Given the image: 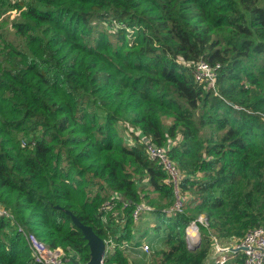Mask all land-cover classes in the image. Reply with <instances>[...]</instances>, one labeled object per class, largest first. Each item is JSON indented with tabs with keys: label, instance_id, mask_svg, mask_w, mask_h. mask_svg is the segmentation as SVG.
Listing matches in <instances>:
<instances>
[{
	"label": "trees",
	"instance_id": "trees-1",
	"mask_svg": "<svg viewBox=\"0 0 264 264\" xmlns=\"http://www.w3.org/2000/svg\"><path fill=\"white\" fill-rule=\"evenodd\" d=\"M201 60L220 66L215 92L193 78ZM260 114L264 0H0V205L14 218L0 217V264H38L18 228L60 248L61 264H87L65 211L110 242L103 264H130L137 206L164 234L150 264H214L212 237L231 246L264 224ZM143 139L178 167L183 214L164 213L172 186Z\"/></svg>",
	"mask_w": 264,
	"mask_h": 264
},
{
	"label": "built area",
	"instance_id": "built-area-1",
	"mask_svg": "<svg viewBox=\"0 0 264 264\" xmlns=\"http://www.w3.org/2000/svg\"><path fill=\"white\" fill-rule=\"evenodd\" d=\"M13 14H15V16L17 15V13L12 12L11 18L14 17ZM219 68V65L211 66L203 60L198 61L193 67V78L198 83L206 84L209 89L215 92V82ZM260 116L264 119V115L260 114ZM143 142L147 146L149 157L159 162L168 176V184L172 186L174 202L169 209L164 211V213L167 215L183 214L187 198L182 195L179 188L182 175L178 167L175 163L168 159L165 149L154 147L146 139H143ZM113 207L114 204H106L103 210L108 212L112 210ZM152 211L153 210L148 206H137L132 214L133 220L137 223L140 220L141 215L151 214ZM0 217L10 219L11 221L14 219L11 212L1 205ZM199 227L205 229L208 228V221L202 215L189 222L188 226L185 228V240L188 248L190 249L196 246L200 241ZM18 231L24 236L35 262L38 264L62 263V257L64 255L59 248L48 247L32 234H24L20 228H18ZM106 244L108 248V244H110V242H107ZM126 247L127 246H124V248ZM140 250L145 254L150 252L148 245L141 246ZM237 252L243 254V264H264V224L250 230L241 241H238L231 246L221 245L216 238L212 237V252L209 257V261L214 264H224L228 260L233 259ZM101 264H103V260L101 261Z\"/></svg>",
	"mask_w": 264,
	"mask_h": 264
},
{
	"label": "rangeland",
	"instance_id": "rangeland-1",
	"mask_svg": "<svg viewBox=\"0 0 264 264\" xmlns=\"http://www.w3.org/2000/svg\"><path fill=\"white\" fill-rule=\"evenodd\" d=\"M140 11V10H139ZM15 16V14H13ZM110 20V19H108ZM108 20L103 24L104 29H106L107 33L110 35H117L120 30H124L122 27L123 24H119V22L112 21L111 23L108 22ZM197 20H192L191 24H193ZM100 28V26H99ZM135 30H125L126 32V38L128 40V44L131 49H136V44H133L132 41H134V32ZM221 37V34L217 37V35H214V38L218 39ZM9 40H12L15 42V38L10 35L8 36ZM158 112V111H157ZM156 117L159 121H163L164 124H168L171 122L172 112L170 110H162L160 113L157 114ZM128 144H131V141L129 140ZM158 221L156 219V216L154 214H148V215H141L140 220L136 223L135 226V239H141L139 245L140 247L143 245H148L150 252L148 254L142 253L140 250V247L138 246L135 250H130L127 253V258L130 262V264H150L149 263V254H151L156 249H161L163 247V233L157 234L154 231L155 226L157 225ZM202 232V228L199 227V233ZM107 243V242H105ZM60 249V248H59ZM60 251H62L60 249ZM63 252V251H62Z\"/></svg>",
	"mask_w": 264,
	"mask_h": 264
},
{
	"label": "water",
	"instance_id": "water-1",
	"mask_svg": "<svg viewBox=\"0 0 264 264\" xmlns=\"http://www.w3.org/2000/svg\"><path fill=\"white\" fill-rule=\"evenodd\" d=\"M65 214L70 217L72 225L81 232L83 240L87 243L89 248L87 264H101L107 250V244L94 233L91 227L81 223L71 212L65 211Z\"/></svg>",
	"mask_w": 264,
	"mask_h": 264
},
{
	"label": "crops",
	"instance_id": "crops-1",
	"mask_svg": "<svg viewBox=\"0 0 264 264\" xmlns=\"http://www.w3.org/2000/svg\"><path fill=\"white\" fill-rule=\"evenodd\" d=\"M238 253V252H237ZM240 253V252H239ZM235 256H236V254H235ZM235 258V257H234ZM234 258L233 259H231V260H228L226 263H224V264H238V263H236V261H233L234 260Z\"/></svg>",
	"mask_w": 264,
	"mask_h": 264
}]
</instances>
